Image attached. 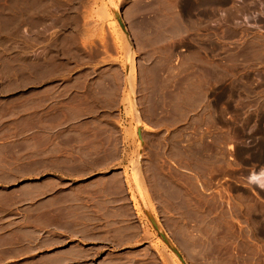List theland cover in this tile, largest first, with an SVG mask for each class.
Listing matches in <instances>:
<instances>
[{
  "label": "rangeland",
  "instance_id": "1",
  "mask_svg": "<svg viewBox=\"0 0 264 264\" xmlns=\"http://www.w3.org/2000/svg\"><path fill=\"white\" fill-rule=\"evenodd\" d=\"M77 1L0 0V264H48L69 247L76 264H192L181 243L188 237L144 193L150 173L141 167L160 161L174 181L179 171L187 177L193 202L195 191L203 196L186 223L187 236L202 243L198 264H264V191L249 181L264 169V0H92L88 18L75 17L84 10ZM52 57L58 67L32 61ZM85 59L107 64V74L121 64L151 79L148 93L126 90L123 111L109 112L107 121L123 130L109 129V137L139 141L125 167L133 209L101 210L116 198L100 194L116 190L105 178L121 164L89 178L20 177L39 174L41 165L21 170L19 162L45 140L62 138L67 117L75 138L83 137L81 125L97 124L93 107L92 115L78 105L64 115L63 91L52 109L43 106V88L59 84L43 82L45 75L65 80L105 69L67 66ZM91 238L111 241L87 261ZM140 249L144 255L134 257Z\"/></svg>",
  "mask_w": 264,
  "mask_h": 264
},
{
  "label": "crops",
  "instance_id": "2",
  "mask_svg": "<svg viewBox=\"0 0 264 264\" xmlns=\"http://www.w3.org/2000/svg\"><path fill=\"white\" fill-rule=\"evenodd\" d=\"M81 7L84 6V10H75L78 12L75 17L88 18L91 16L90 7L92 0H81L75 2ZM74 3V4H75ZM29 10L40 8L30 7ZM36 10V11H37ZM38 12V11H37ZM31 17H51L50 15L34 14ZM184 30H180L182 35ZM89 59H85V62H77L71 64L68 61L67 66H93L105 69H100L94 74L83 73L75 74L69 73L65 80L62 79L59 74H47L44 76L43 82L51 83H63L47 86L43 88V96L46 98L44 107H52L56 104L53 95L58 94L59 91L66 93L67 100L64 103V115L69 116V108L79 106L81 110L87 109L84 115H92L89 107L95 108L93 115L98 117V122L95 125L83 124L80 127L83 129L82 138H75V132L71 129V121L74 119L67 117V122L64 121L60 126L64 133L62 138H51L45 140L41 150L36 149L35 156H25L19 162L21 170L28 164L36 163L41 166L37 167L39 174H21L20 177L25 178H37L44 177L47 174H53L58 179H76V178H89L97 174L99 171H106L110 167H117L121 164V172L115 173L114 176H108L105 179L108 181L114 179L117 183L116 190L103 187L100 194L106 196H116V198L110 197L111 202H106L107 207H101V210H128L134 208V203L131 201V193L127 186V178L125 167L130 164V161L136 159V147H138V140L123 138V137H109L108 130L111 129L113 132H123V130L113 123L108 124V114H112L116 110L121 109V102L124 100V94L130 90V88L136 89L137 92L142 90L143 92L151 91V79L145 74L141 73V70H137L135 75L130 74L129 65L117 66L116 75L107 74V64L98 63L99 61H92L88 64ZM36 65H42L46 67H58L60 62L57 58H43L33 59ZM161 79V78H160ZM162 79H164L162 77ZM36 83L39 82V76H36ZM155 81V80H154ZM127 90V91H126ZM97 93L92 96V93ZM77 93L79 96H77ZM79 98V102L76 99ZM95 99L94 102H89L91 99ZM37 107L39 103L36 102ZM22 107L24 105L22 104ZM112 112V113H109ZM66 120V119H65ZM130 124L128 121L123 123V127L129 129ZM184 164L187 163V154H185ZM142 171L149 172L150 176L145 178L143 187L146 188V192L151 196L152 205L155 209L167 216L168 220H172L173 226L177 227L175 232L180 238L182 236L186 241L183 244V251L185 256L192 264H198V257L202 255V243L199 238H192L187 236V218L188 211H200L199 199L203 196L199 195L195 191V200L189 198V189L187 185V177L182 174L181 171L175 173V181L171 175L165 171L162 161L160 162H145L144 166L141 167ZM134 167L129 170L132 171ZM83 171L82 174L76 172ZM85 172V173H84ZM130 174V173H129ZM114 177V178H113ZM113 181V180H110ZM174 181V182H173ZM133 194H138V190L135 188V184L132 185ZM201 196V197H199ZM126 197V198H125ZM139 204L142 210H145L144 203L139 199ZM152 207L149 210L152 211ZM186 233V234H185ZM185 234V235H183ZM177 236V237H178ZM178 237V238H179ZM132 243H143V238H127ZM91 241L95 243V246H89L83 249L84 259L90 261L97 256H101L108 248V244L111 240L107 238H91ZM145 249L133 251L134 257H141L144 255ZM76 249L69 247L67 250L57 254V256L51 258L48 264H76ZM136 264V263H135ZM137 264H159L157 261H139Z\"/></svg>",
  "mask_w": 264,
  "mask_h": 264
},
{
  "label": "bare ground",
  "instance_id": "3",
  "mask_svg": "<svg viewBox=\"0 0 264 264\" xmlns=\"http://www.w3.org/2000/svg\"><path fill=\"white\" fill-rule=\"evenodd\" d=\"M198 168L200 167L198 166ZM249 181L254 187L264 191V169H262L257 174L251 173Z\"/></svg>",
  "mask_w": 264,
  "mask_h": 264
}]
</instances>
